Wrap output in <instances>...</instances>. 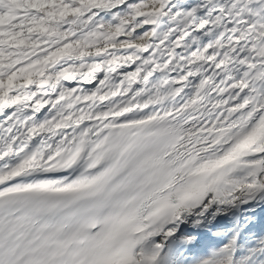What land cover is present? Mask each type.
Returning <instances> with one entry per match:
<instances>
[{
	"label": "snow or ice",
	"instance_id": "6c2138e0",
	"mask_svg": "<svg viewBox=\"0 0 264 264\" xmlns=\"http://www.w3.org/2000/svg\"><path fill=\"white\" fill-rule=\"evenodd\" d=\"M0 264H264V0H0Z\"/></svg>",
	"mask_w": 264,
	"mask_h": 264
}]
</instances>
